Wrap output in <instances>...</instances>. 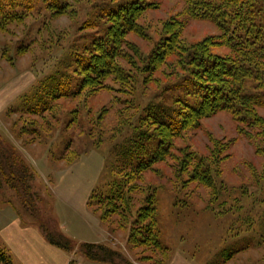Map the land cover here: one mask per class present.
Masks as SVG:
<instances>
[{"label":"rangeland","instance_id":"obj_1","mask_svg":"<svg viewBox=\"0 0 264 264\" xmlns=\"http://www.w3.org/2000/svg\"><path fill=\"white\" fill-rule=\"evenodd\" d=\"M121 1L125 0H74L75 16L71 17L72 12L57 18H49L41 4L18 25L0 30V87L7 81L17 80L22 73L31 78L29 70L35 75L33 86L39 77L59 66L72 43L80 41L77 40L80 28L100 10L99 6ZM151 1L153 5L138 18L139 33L128 35L144 55L162 35V23L167 19L183 23L178 35L188 43L219 33L211 21L189 18L181 0ZM76 44L82 45V42ZM227 50L224 46L213 48L219 53ZM128 52L125 50L130 59ZM134 61L135 68L130 70L133 82L128 87L131 93L122 92L117 83L107 81L109 86L86 99L84 105L79 99L61 101L64 109L79 104L82 115L84 109L89 110L91 117L99 115L100 127L105 132L102 138L108 140H99L98 146L87 134L65 127V111L50 133L32 142H23L31 137L18 136L19 126H12L16 114L10 109L16 103L7 102L0 107V137L21 152L26 164L35 172L32 188L39 198L36 208L40 217L24 211L11 190L5 186L0 188V246L10 256L12 264H23L20 254L1 234L9 221L16 220L22 228H33L48 243L47 238L55 239L49 233L65 237L71 242L70 247L49 244L63 252L70 264H113L86 257L79 248L84 242L102 243L118 250L125 259L120 264H128V261L133 264H264V155L257 149L255 139L239 135L228 112L219 111L204 117L200 128L190 130L182 139H175L177 145L183 144L202 153L213 151L217 145L223 147L221 161L217 164L218 179L211 189L196 178L186 179L183 184L185 174L176 178L168 166L172 163L170 159L153 164L152 169L146 170L134 183L138 188L135 199L143 197L146 190L156 193L159 239L167 250L132 246L128 229L103 221L89 204L91 193L104 192L120 177L118 148L114 143L125 138L135 122L126 116H137L142 105L157 100L160 72L136 73L139 61ZM147 74L145 82L142 81ZM124 97L132 101L130 107L122 106L119 99ZM260 113L264 116L263 109ZM37 119L35 124L39 125L40 118ZM69 140L71 149L65 156L64 146ZM76 153L75 159L67 160ZM135 204L141 203L135 200ZM233 249L236 250L225 260V253ZM114 261L119 263L116 258Z\"/></svg>","mask_w":264,"mask_h":264},{"label":"trees","instance_id":"obj_2","mask_svg":"<svg viewBox=\"0 0 264 264\" xmlns=\"http://www.w3.org/2000/svg\"><path fill=\"white\" fill-rule=\"evenodd\" d=\"M181 1L189 18L211 21L218 28V35L188 43L178 35L183 23L167 19L162 23V35L144 55L128 35L139 33L138 18L153 5V1L125 0L103 4L80 28L77 35L80 41H76L82 45L72 43L59 66L39 77L10 109L16 114L12 126H19L17 135L31 137L23 142H32L44 133H50L65 111V127L87 134L98 146L99 140H108L102 138L105 132L100 127L99 115L91 117L85 109L82 115L79 104L64 109L61 101L79 99L84 105L86 99L109 86L107 81L117 83L122 92L131 93L128 87L133 82L130 70L135 68V59L139 61L136 73L160 72L157 75V100L142 105L137 116H126L135 122L125 138L114 143L118 148L120 177L115 178L104 192L91 193L88 199L103 221H109L119 229H128V240L135 247L153 246L167 250L159 239L155 191L146 190L143 197L134 198L138 190L135 181H139L146 170H151L153 164L170 159L172 163L168 166L175 177L185 174L181 180L183 184L186 179L196 178L208 189L215 185L223 147L217 145L213 151L202 153L183 144L177 145L175 141L190 130L200 128L201 119L219 111L228 112L239 135L255 139L257 149L264 155V116L260 113L264 110V0ZM41 4L49 18L71 15L72 12L71 17L75 16L74 0H1L0 30L18 25ZM217 46L228 50L223 53L213 51ZM125 50L129 51L130 59ZM147 76L142 81L145 82ZM119 101L123 107H130L132 102L128 97ZM37 118H40L39 125L35 124ZM70 147L69 140L64 146L65 156ZM77 155L67 160L72 161ZM33 179L35 172L26 164L21 152L0 137V188L5 186L11 190L24 211L38 216L36 204L39 198L32 188ZM135 200L141 204L136 205ZM49 234L55 238H47L49 243L70 247L71 242L59 233ZM79 248L93 260L113 264L115 258L118 264L125 261L118 250L102 243L84 242ZM235 250L225 253V260ZM0 264H12L1 246Z\"/></svg>","mask_w":264,"mask_h":264},{"label":"crops","instance_id":"obj_3","mask_svg":"<svg viewBox=\"0 0 264 264\" xmlns=\"http://www.w3.org/2000/svg\"><path fill=\"white\" fill-rule=\"evenodd\" d=\"M27 72L32 76L31 78L26 73L25 75L22 73L17 80L7 81L0 87V107L7 102L17 104L19 96L32 86L35 75L31 70ZM1 234L20 254L23 264H68L69 262L68 257L57 247L49 244L42 236H38L33 228H22L16 220L9 221L1 229Z\"/></svg>","mask_w":264,"mask_h":264}]
</instances>
